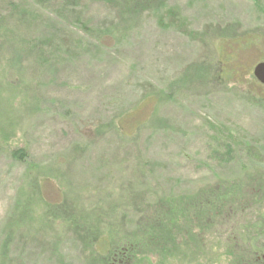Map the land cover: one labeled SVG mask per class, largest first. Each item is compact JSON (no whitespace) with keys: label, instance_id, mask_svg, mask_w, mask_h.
<instances>
[{"label":"rangeland","instance_id":"1","mask_svg":"<svg viewBox=\"0 0 264 264\" xmlns=\"http://www.w3.org/2000/svg\"><path fill=\"white\" fill-rule=\"evenodd\" d=\"M86 1L73 21L115 19L105 2ZM55 9L0 0L17 37L66 53L17 78L0 66V264H111L118 247H131L126 264L264 255V86L253 77L264 63V0H155L129 15L126 37L99 45ZM159 196L188 212L217 200L230 222L190 228L181 216L170 223L174 242L150 241L133 211ZM62 208L95 225L97 252ZM238 228L239 247L226 241ZM123 235L135 243H103Z\"/></svg>","mask_w":264,"mask_h":264},{"label":"trees","instance_id":"2","mask_svg":"<svg viewBox=\"0 0 264 264\" xmlns=\"http://www.w3.org/2000/svg\"><path fill=\"white\" fill-rule=\"evenodd\" d=\"M105 2L107 6L115 13L114 20L110 22V24L105 25L101 28H93L89 27V25L85 24L82 19L78 18L77 21H73V14L84 7V4L87 2L86 0H47V2L54 4L56 9L62 14V12L68 13L67 15H63L65 17H61L65 24L70 26H75L81 31H84L87 42L96 43L97 45L102 44L105 39L112 40L115 44L117 39L126 37L127 32L134 24V18L129 15L138 16L140 13H144L149 7L152 6L155 0H100ZM12 5V4H11ZM68 20V22H66ZM83 28V30H82ZM114 29L119 30L118 33L113 36L111 33ZM236 37V36H235ZM240 40V39H239ZM237 41V40H236ZM248 45L246 44V47ZM252 46V44L250 45ZM68 50L70 47L66 46ZM61 44L54 45L53 40H47L44 42L41 41H30L23 40L15 35V33L8 28L7 20L0 14V66L6 67L7 71L9 70L10 74L17 78L18 75H22V71H26L27 64H33V66L37 68H45L47 69L51 65L56 64L59 60H62V55L66 53H62L60 51ZM65 49V51H68ZM59 59V60H58ZM228 60L222 62L224 65L222 72L227 71L225 66ZM3 64V65H2ZM225 68V69H224ZM231 72V70H229ZM238 72V71H236ZM27 73V72H26ZM24 73L23 76L26 74ZM234 73H232L233 75ZM142 203V202H141ZM176 202L169 201L168 199H163L159 196V199L154 202L147 201L146 204H141L135 206V212L137 216V222H142L144 227L147 229L146 237L148 240L157 241V236H163L160 238L162 240L165 235L171 240H173L172 230L173 225H170L171 222H175L181 216H185L186 222L188 221L190 228L191 227H200L201 229L205 228L202 226V223H206L208 221L211 222H219L220 220H224L222 216L221 210L216 207L220 206V202L214 200V208L204 209L201 208L199 210H194L192 212H188L187 207L184 209H176ZM186 206V205H185ZM61 219H65L67 222L71 223L72 231L78 236V240H80L84 245L91 246V253H95L96 246L98 245V240L95 242L97 238H99V231L92 230L91 226L96 228L92 222H84L81 220V212H77V214H71V219L67 216V213L64 208L57 211V215ZM213 215V216H212ZM217 215V216H216ZM85 218V216L82 214ZM56 217V218H58ZM193 225V226H192ZM127 231V229H126ZM172 236V237H170ZM84 238V239H83ZM109 238V237H108ZM115 239V238H114ZM118 241L113 243L103 242L105 245H113L118 244L120 242L121 247H126L135 242L127 235H123L120 238H116ZM159 240V241H160ZM167 240V239H166ZM165 240V241H166ZM164 241V240H163ZM110 243V244H109ZM164 244L166 242H163ZM167 245V243L165 244ZM94 246V247H93ZM99 246V245H98ZM97 246V247H98ZM152 245H149V247ZM163 246V245H162ZM235 246L239 247V244H235ZM130 247V246H129ZM169 246L156 248L158 252L167 250ZM94 248V250H93ZM106 248L105 251L108 250ZM131 248V247H130ZM130 248H115L113 250V255L120 253L121 250L127 253L126 261H130L129 254ZM150 250V248H149ZM110 251V249L108 250ZM155 251V250H153ZM247 252L246 250H244ZM129 252V253H128ZM249 253V252H248ZM95 255V254H94ZM112 255V256H113ZM122 258V257H120Z\"/></svg>","mask_w":264,"mask_h":264},{"label":"flooded vegetation","instance_id":"3","mask_svg":"<svg viewBox=\"0 0 264 264\" xmlns=\"http://www.w3.org/2000/svg\"><path fill=\"white\" fill-rule=\"evenodd\" d=\"M217 209H220V207H216ZM231 213H233V210H230ZM213 216V215H212ZM217 216V215H216ZM226 220H224L222 223H229V215L228 214H224ZM221 223V222H219ZM234 228V227H232ZM240 229H236V231H231L229 232V234L226 236V241L227 243H234V244H242L244 240H242L241 236H239L240 234ZM260 234L263 235V232L260 231ZM235 254V253H234ZM241 255V257H240ZM239 258H240V262H239V258H238V264H264V255H259L256 252L254 253H244V254H240ZM127 253L123 252V250H121L120 253L113 255V258L111 259V264H126V257H127ZM122 257V258H120Z\"/></svg>","mask_w":264,"mask_h":264},{"label":"water","instance_id":"4","mask_svg":"<svg viewBox=\"0 0 264 264\" xmlns=\"http://www.w3.org/2000/svg\"><path fill=\"white\" fill-rule=\"evenodd\" d=\"M254 79L264 86V63L257 64L253 70Z\"/></svg>","mask_w":264,"mask_h":264}]
</instances>
